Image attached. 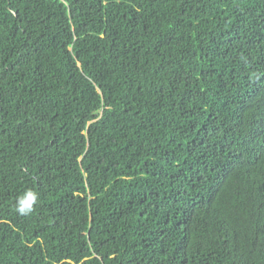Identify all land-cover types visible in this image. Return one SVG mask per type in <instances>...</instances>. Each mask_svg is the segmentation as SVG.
Masks as SVG:
<instances>
[{
	"label": "trees",
	"instance_id": "1",
	"mask_svg": "<svg viewBox=\"0 0 264 264\" xmlns=\"http://www.w3.org/2000/svg\"><path fill=\"white\" fill-rule=\"evenodd\" d=\"M0 264H264V0H0Z\"/></svg>",
	"mask_w": 264,
	"mask_h": 264
},
{
	"label": "clouds",
	"instance_id": "2",
	"mask_svg": "<svg viewBox=\"0 0 264 264\" xmlns=\"http://www.w3.org/2000/svg\"><path fill=\"white\" fill-rule=\"evenodd\" d=\"M39 202V195L31 190H26L21 196L17 197L15 211L21 216L30 215Z\"/></svg>",
	"mask_w": 264,
	"mask_h": 264
}]
</instances>
